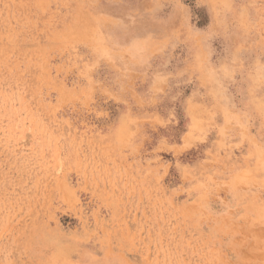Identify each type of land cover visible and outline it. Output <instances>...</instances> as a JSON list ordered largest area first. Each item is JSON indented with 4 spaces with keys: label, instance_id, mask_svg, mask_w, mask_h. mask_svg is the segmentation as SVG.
<instances>
[{
    "label": "rangeland",
    "instance_id": "1",
    "mask_svg": "<svg viewBox=\"0 0 264 264\" xmlns=\"http://www.w3.org/2000/svg\"><path fill=\"white\" fill-rule=\"evenodd\" d=\"M0 264H264V0H0Z\"/></svg>",
    "mask_w": 264,
    "mask_h": 264
}]
</instances>
